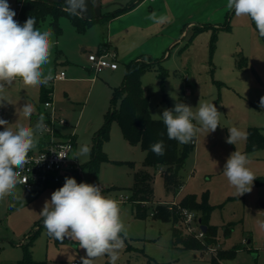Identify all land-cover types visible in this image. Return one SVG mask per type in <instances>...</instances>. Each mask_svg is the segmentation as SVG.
<instances>
[{
	"label": "rangeland",
	"instance_id": "1",
	"mask_svg": "<svg viewBox=\"0 0 264 264\" xmlns=\"http://www.w3.org/2000/svg\"><path fill=\"white\" fill-rule=\"evenodd\" d=\"M233 12L229 13V31L218 30L213 43L211 29L197 33L192 40L188 34L167 50L161 61L166 71L164 79L157 77L154 70H148L141 77V86L148 97V111L153 119H160L157 115H162L164 109L174 108L176 103L188 104L193 111H196L198 103L215 104L220 112V126L215 132H202L193 139L194 149L179 173L183 187L176 201L188 194H195L198 198L207 194L208 203L213 206L209 224L216 227L217 244L211 246L216 248L214 255L219 249L235 250L234 255L222 260L221 264H264V229L258 224L264 221V208L260 206L264 201V149L245 153V139L235 145L226 143L228 128L237 127L245 134L251 126L264 128V108L259 105L260 98L264 96V38L259 37L250 18L236 17ZM48 29L51 30V26L47 20L41 30ZM51 39L56 40L55 33ZM94 39H88L89 45L95 43ZM57 49L55 45L51 49L50 62L43 66L45 74H52ZM78 52L77 47L73 48V59ZM242 56L246 66L239 69L237 62ZM57 66L56 71H65L68 79L52 82V103L57 114H63L67 125L75 126L74 154L82 166L88 162L90 154L80 156L78 151L84 145L90 148L92 133L103 123L112 91L120 85L125 67L117 62L116 72L100 74L93 81L79 82L71 78L68 68L73 65ZM26 104L34 108L33 113L42 111L43 106L38 102V86H28L17 79L0 93V110L12 116L10 126L20 123L21 117L25 120L22 108ZM102 151L110 162L100 163L92 181L83 169V177L77 183H97L105 196L106 189L110 187L122 188L111 190L107 195L119 201L126 196L128 191L125 189L132 183L133 172L141 166L144 151L139 145H129L124 141L115 121L110 124L109 138ZM234 151L247 155L248 167L256 176L252 191L242 196L236 194L223 174L224 165ZM130 162H133V168L129 166ZM152 176L153 203L148 207L151 211L159 206L156 202L173 197L166 195L159 172L152 171ZM54 187L36 192L15 189L13 195L0 200V264H16L25 248L33 261L82 264L81 257L86 253L75 240L65 238L62 243H55L47 236L44 227L39 229L33 241L27 239L28 235L36 232L34 225L43 220L40 212L45 201L51 199ZM119 204L127 237L116 263L129 260L132 264H209L210 255L205 253L210 248L208 246L200 251L204 254L197 250L171 248L170 220L153 217L149 210L146 217L136 218L129 201ZM160 207L164 208L163 205ZM39 225H43V221ZM200 243L203 244L202 241ZM93 264H109V261L107 257H101Z\"/></svg>",
	"mask_w": 264,
	"mask_h": 264
},
{
	"label": "clouds",
	"instance_id": "2",
	"mask_svg": "<svg viewBox=\"0 0 264 264\" xmlns=\"http://www.w3.org/2000/svg\"><path fill=\"white\" fill-rule=\"evenodd\" d=\"M95 6V0H93ZM226 8L234 10L236 17H248L255 24L259 37L264 38V0H227ZM63 10L72 16L83 17L88 10L87 0H65ZM16 12L7 0H0V93L10 87L17 79L28 86H47L53 79L51 72L45 74L43 66L50 62L54 33L36 27V18L30 16L21 25L14 19ZM149 19L157 24L170 22L165 15L153 11ZM259 105L264 108V96ZM34 108L24 105L22 115L30 118ZM166 126L169 139L181 144L190 143L199 133L215 132L219 125L220 112L214 103H198L196 111L185 103H176L174 108L164 109L157 115ZM0 119V200L13 195L16 186L26 183L21 172L29 162L28 153L38 143L37 133L46 130L44 117L41 116L34 126ZM226 143L235 145L246 139V134L237 127L228 128ZM158 156L164 155V145L158 141L151 145ZM90 148L81 146L78 155L87 156ZM58 155V154H57ZM61 153L58 158H65ZM246 154L234 151L228 157L223 174L238 196L252 191L256 176L248 167ZM40 214L47 234L55 240L65 238L75 240L79 248L85 250L82 264H93L94 260L107 257L109 264H116L120 250L124 247L127 229L121 217L119 202L102 194L100 185L77 183L75 178L66 177L62 187L46 200ZM264 229V221L258 222Z\"/></svg>",
	"mask_w": 264,
	"mask_h": 264
},
{
	"label": "crops",
	"instance_id": "3",
	"mask_svg": "<svg viewBox=\"0 0 264 264\" xmlns=\"http://www.w3.org/2000/svg\"><path fill=\"white\" fill-rule=\"evenodd\" d=\"M30 1H35V0H30ZM41 1L47 3L48 6H51L52 10L50 12L47 11L45 16L42 19L38 20V22H36V27L41 29L43 23L48 20L49 25L51 26V30L53 31V33L56 34V40L54 41V45L57 46L58 49H57V54L55 56V60L53 62V71H52L53 79L49 82L47 86L38 85L39 103H40L39 101L40 89L42 86L52 88V92L48 95L49 99L52 101L53 98L52 82H62L68 79L65 71L61 69L59 71H56L58 64H64V66L66 67H68V65H73L71 66L72 68H68L69 71L71 72V76H72L71 78L72 80H78L79 82L85 80L93 81L94 78L100 74H104L106 72L114 73L118 70L117 67L115 71L107 70L98 75H93L91 70L88 69L89 66L87 59L85 58V53L87 56V54L89 53H93L98 51L100 48H104L106 51L114 52L117 57V62L124 64L125 67L126 64L140 57H149L150 59L163 60V58L167 54V50L172 49L173 47L176 46V44H178V42L181 39L186 37L188 34H190L191 36L194 31L202 27H206V28L201 31L211 29L212 35H213V31L216 30V34H215L216 36H217V31L223 29L222 28L223 24L226 22L230 26V28L227 29L226 31H229L231 29V23H230L231 17H229V13L231 10H228L226 8L227 0H95V6H93V0H87L88 10L83 17L66 15L65 13L67 12L63 10L65 0H41ZM7 2L9 3L10 7L16 12V16L14 17V19L17 20L18 13L22 8V4L24 0H7ZM18 3H21V8L19 10L17 9ZM53 6L55 7L53 8ZM153 11H155L158 16L159 15L167 16L170 22L165 23L163 25L155 23L153 20L149 19V16ZM72 19L79 20L80 23H86L87 25L83 28L82 31H78L76 27L73 25ZM218 25H221V27H217ZM93 38H95L94 40H96L95 43L93 45H89L88 39H93ZM75 47L79 49L78 52L79 54L76 55V59H73L72 52H73V48ZM239 54L240 53H237V55ZM159 55L161 56L158 57ZM242 57L237 62L238 64H243V67L241 68L238 65L239 69H242L246 66L245 57L244 56ZM60 72H64L65 78L63 80L54 79V76ZM43 111H44L43 109L42 111L38 110L35 113H33L30 118H25V120L23 119V117H21L20 123L26 126H34L39 120L40 115L42 114L44 115ZM60 115L64 117L63 114ZM0 119H4L8 121V123L10 124L12 120V116L8 112H4L0 110ZM2 128L4 127L0 126V131ZM57 129L59 132L65 135L68 133L66 131L74 130L75 126H68L66 121L65 126L58 127ZM96 130H94L93 133ZM37 139H38L37 146L35 149L31 151H37L40 149L42 139L38 134H37ZM72 142H73L72 155L77 160L74 154V148L76 143L75 135L73 136ZM244 146H245V142H244ZM140 165L141 166L137 168L132 174V183H133L134 173L139 170H145L151 176H152V171L156 170L157 172H159V174L162 177V172L164 169L162 166H157L155 168H146L142 166V162ZM129 166L133 168L134 167L133 162H130ZM75 176L76 175L74 173H65L62 176V180L60 182V184L61 183L62 184L61 185L58 184V185L63 186L66 177L74 178ZM132 183L129 187H126L127 189L125 190H127L128 192L126 193V196L121 197L119 199L118 201L119 203L123 204L125 200L130 202L129 188L132 186ZM151 184H152V197H153V176H152ZM182 187L183 184L180 186V188L177 191H175L174 194L167 193L164 188L166 195H171L173 197L171 200L156 202V204H158L159 206L163 205L166 209H167L166 206L167 204H171V203L178 204L179 202L176 201V196L178 192L182 189ZM15 189H18L19 191H25L17 186ZM117 189H122V188H118L114 186L106 189L108 190L106 191V196L108 195L109 191L117 190ZM188 195H194L198 200L200 199L195 194H188ZM152 203L153 201L151 198V202L148 203L146 207L148 208L149 205H151ZM261 203L262 205H264V201H261L260 205ZM131 210L134 216V210L132 204H131ZM148 210L151 211L150 209ZM198 224L199 226L201 225L199 222ZM34 226H35L34 230H36L37 229L36 224ZM169 231H170L171 248L178 249L172 247L171 225ZM199 253L204 254L201 252ZM125 261H129V260H123L116 264H120Z\"/></svg>",
	"mask_w": 264,
	"mask_h": 264
},
{
	"label": "trees",
	"instance_id": "4",
	"mask_svg": "<svg viewBox=\"0 0 264 264\" xmlns=\"http://www.w3.org/2000/svg\"><path fill=\"white\" fill-rule=\"evenodd\" d=\"M55 6H53L54 8ZM51 6L41 0H24L22 8L18 13L17 21L22 25L30 16L36 18V22L42 19L45 14L50 12ZM56 12V11H55ZM69 15L68 13H65ZM73 25L78 31H82L87 25L80 23L79 20L72 19ZM81 24V25H80ZM202 27L197 29L190 36V40L196 33L205 29ZM223 29L230 28L226 22L223 24ZM216 30L213 31L211 43L216 37ZM161 59H150L149 57H140L132 60L125 65V74L119 87L112 91L109 100V108L104 114V120L101 126L93 133L90 157L82 168L87 171L89 179L92 181L94 175L98 171L99 165L102 162H110L105 154L102 152V145L107 142L109 138L110 124L115 121L119 127L122 138L129 145H139L144 151L145 156L142 161V166L146 168H155L162 166V179L165 191L174 194L182 185L180 171L185 165L186 158L193 151V140L188 144H181L176 140L169 139L167 136L166 126L161 119L151 118L148 111V97L144 94L141 86V77L148 70H154L157 77L164 79L166 71L164 70ZM243 67V64H238ZM52 92L51 87L42 86L40 89L39 101L43 103L49 100L48 95ZM44 115H40V117ZM158 141H162L164 145V155L158 156L151 150V145ZM264 149V128L248 127L246 129L245 139V153ZM76 181L78 176L74 177ZM152 176L145 170H139L133 175V183L129 188V200L134 210L136 218H144L148 215V208L146 205L151 202L152 198ZM62 186L58 185L53 188V192ZM181 208L187 209L196 213L197 221L206 226L204 237L198 240L191 235L186 234L181 225V218L175 211H169L165 207L157 206L150 214L153 217L161 220L171 221V243L172 247L182 250H205L211 247L216 242V227L209 225V217L213 210V206L208 203L207 194H203L198 200L194 195L184 196L178 203ZM37 222L36 232L28 235L27 239L33 241L39 229L44 225H39ZM47 233V231H46ZM55 243H62L50 237ZM203 242V244L200 243ZM208 246V247H207ZM235 250L225 251L217 250L216 256L211 255L208 261L209 264H221L224 259L230 258L234 255ZM16 264H52L49 262H36L30 257L29 250L24 249L22 258ZM120 264H131L125 261Z\"/></svg>",
	"mask_w": 264,
	"mask_h": 264
},
{
	"label": "built area",
	"instance_id": "5",
	"mask_svg": "<svg viewBox=\"0 0 264 264\" xmlns=\"http://www.w3.org/2000/svg\"><path fill=\"white\" fill-rule=\"evenodd\" d=\"M20 8L21 3H18L17 9ZM87 62L93 75L117 69L116 54L106 51L104 48L87 54ZM64 78V72L54 76L56 80H63ZM42 106L46 130L43 134L37 133L42 139L41 147L37 151L28 153L29 162L21 172V179L26 183L17 185L25 191L36 192L50 186H56L60 184L65 173H74L79 179L83 177L82 166L72 156L73 130L65 135L58 131V127L66 125V120L60 114H57V110L50 99L43 102ZM61 153L65 154L66 157L63 159L58 158ZM101 190H103L102 187ZM166 206L169 211H175L179 215L182 229L186 234L198 240L203 239L204 232L201 231L194 212L181 208L176 203L167 204ZM215 251L216 248L210 247L205 252L214 255Z\"/></svg>",
	"mask_w": 264,
	"mask_h": 264
},
{
	"label": "water",
	"instance_id": "6",
	"mask_svg": "<svg viewBox=\"0 0 264 264\" xmlns=\"http://www.w3.org/2000/svg\"><path fill=\"white\" fill-rule=\"evenodd\" d=\"M260 206H261L262 208H264V205H262V203H261ZM200 229H201L202 232H205V230H206V226H204V225H200Z\"/></svg>",
	"mask_w": 264,
	"mask_h": 264
}]
</instances>
